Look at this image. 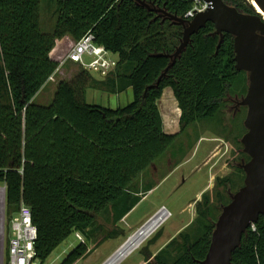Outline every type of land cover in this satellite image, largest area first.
I'll return each mask as SVG.
<instances>
[{"label": "trees", "instance_id": "obj_1", "mask_svg": "<svg viewBox=\"0 0 264 264\" xmlns=\"http://www.w3.org/2000/svg\"><path fill=\"white\" fill-rule=\"evenodd\" d=\"M40 1L0 0V183L11 218L21 202L31 208L35 249L46 261L75 231L89 239L102 211L115 224L140 201L130 185L175 145L177 133L164 130L158 106L166 87L182 111L184 131L215 117L245 71L235 69L233 36L225 33L218 47L220 36L208 22L150 88L172 61L168 54L180 43L181 25L136 0H56L53 31L45 33ZM145 1L181 17L192 2ZM224 1L257 14L248 0ZM88 31L118 59L115 71L97 80H110L114 93L131 88L133 100L116 108L88 103L87 82L79 74L60 80L52 101L38 102L37 93L58 66L50 55L57 41L66 35L79 40ZM201 225L195 235L182 229L153 257L145 246V264H200L215 227L213 220ZM161 234L160 228L147 241L154 244ZM87 253V244L79 242L60 264H76ZM231 264H264V214L244 232Z\"/></svg>", "mask_w": 264, "mask_h": 264}, {"label": "rangeland", "instance_id": "obj_2", "mask_svg": "<svg viewBox=\"0 0 264 264\" xmlns=\"http://www.w3.org/2000/svg\"><path fill=\"white\" fill-rule=\"evenodd\" d=\"M249 2L256 9L252 0ZM56 16V0H41L40 25L43 32L53 31ZM74 41L69 35L59 39L52 49V57L59 62ZM89 59L86 57L87 61ZM61 70L63 74L58 75L56 82L42 86L36 95L38 102L47 104L52 101L58 82L75 79L79 74L87 82L83 91L88 103L116 108L133 100L131 88L121 93L111 92L110 80H97L104 78L95 72L90 73L77 63L67 62ZM239 79L237 90L234 84L223 98L215 117L193 122L184 131L179 122L182 111L173 91L170 87L164 89L158 106L164 130L177 133L173 142L175 145L168 148L163 157L144 170L130 185L131 195H139L141 199L122 219L113 224L109 212L105 210L101 212L96 228L89 231V239L85 233L80 232L88 246V253L76 264H103L143 222L164 206L171 212V216L161 226L162 234L156 244H150L151 240L142 243L118 264H141L145 261V246L149 244L148 247L154 250L176 231L185 229L195 235L200 231L201 224L211 220L215 226L222 207L243 186L245 172L240 164L243 160H249L241 143L242 136L247 132L244 126L247 107L239 104L248 89V73H243ZM0 186L4 184L0 183ZM152 186V189L146 191ZM10 215L8 212L0 213V264L7 262L3 254V236ZM99 226H102L101 229H98ZM119 228L123 230L122 234H118ZM78 243L75 233H72L50 254L46 264H60Z\"/></svg>", "mask_w": 264, "mask_h": 264}, {"label": "water", "instance_id": "obj_3", "mask_svg": "<svg viewBox=\"0 0 264 264\" xmlns=\"http://www.w3.org/2000/svg\"><path fill=\"white\" fill-rule=\"evenodd\" d=\"M142 6L158 13L163 19L171 20L183 27L182 38L173 54L170 64L161 73L159 84L169 68L175 63L187 46L192 35L213 23L215 34L220 36L218 47L225 33L233 36L234 60L237 71L248 73V89L239 104L247 107L244 126L247 132L242 136L243 150L249 160L240 167L245 172L244 184L222 207L215 222L211 241L205 258L200 264H231L232 254L239 247L244 232L264 214V0H254L262 12L248 14L227 4L224 0H205L209 7L187 20L164 8L152 7L145 0H136ZM162 55V54H160Z\"/></svg>", "mask_w": 264, "mask_h": 264}, {"label": "built area", "instance_id": "obj_4", "mask_svg": "<svg viewBox=\"0 0 264 264\" xmlns=\"http://www.w3.org/2000/svg\"><path fill=\"white\" fill-rule=\"evenodd\" d=\"M208 7L209 3L205 0H192L191 7L186 11L183 18L191 20L197 13L205 11ZM86 57L90 58L89 61L86 60ZM67 62L77 63L90 73L95 72L105 78L115 71L118 59L115 54L103 45L96 44L92 32L88 31L79 40L74 41L66 55L58 62V66L54 72L48 77L47 83L58 80V75L63 74L61 69ZM159 211L164 213V219L161 223L153 225L154 217ZM0 213L5 214V185L3 187L0 186ZM170 216L171 212L165 206L161 207L143 222L118 249L126 244L132 236L145 233L146 236L138 245L139 247L142 243L150 239ZM74 233L79 242H84V238L79 231H75ZM37 235V227L32 221L31 208L21 202L17 212L8 222L3 236V254L8 256L6 264H46V261H41L37 256L35 249Z\"/></svg>", "mask_w": 264, "mask_h": 264}, {"label": "bare ground", "instance_id": "obj_5", "mask_svg": "<svg viewBox=\"0 0 264 264\" xmlns=\"http://www.w3.org/2000/svg\"><path fill=\"white\" fill-rule=\"evenodd\" d=\"M252 4L258 10L259 12H262L258 4L252 0ZM164 219V213H161L160 211L156 214L154 217V224L156 225L158 223H161ZM152 225V226H153ZM146 236L145 233L137 234L136 236H132L126 244H124L120 249H118L114 254L110 256L103 264H118L126 255H128L134 248H136L144 239Z\"/></svg>", "mask_w": 264, "mask_h": 264}, {"label": "crops", "instance_id": "obj_6", "mask_svg": "<svg viewBox=\"0 0 264 264\" xmlns=\"http://www.w3.org/2000/svg\"><path fill=\"white\" fill-rule=\"evenodd\" d=\"M53 50L50 52V55L51 56H53ZM172 90V89H171ZM174 94V93H173ZM158 103H159V100H158ZM178 232L176 231V233H174V234H171V235H169L168 237H167V239L163 242V243H161L160 245H158V247L156 248V249H154V250H151L150 249V247H149V249H150V251L152 252V257L173 237V236H175L176 234H177ZM159 240V239H158ZM157 240V241H158ZM156 241V242H157ZM156 242H154V244H152V245H155L156 244ZM151 245V246H152ZM144 255H145V252L143 253ZM146 263V258H145V261L144 262H142L141 264H145Z\"/></svg>", "mask_w": 264, "mask_h": 264}, {"label": "flooded vegetation", "instance_id": "obj_7", "mask_svg": "<svg viewBox=\"0 0 264 264\" xmlns=\"http://www.w3.org/2000/svg\"><path fill=\"white\" fill-rule=\"evenodd\" d=\"M157 8H163V7H159V6H157Z\"/></svg>", "mask_w": 264, "mask_h": 264}]
</instances>
